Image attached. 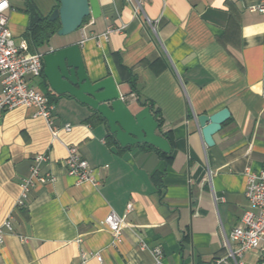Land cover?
Wrapping results in <instances>:
<instances>
[{"label": "crops", "instance_id": "crops-1", "mask_svg": "<svg viewBox=\"0 0 264 264\" xmlns=\"http://www.w3.org/2000/svg\"><path fill=\"white\" fill-rule=\"evenodd\" d=\"M99 1V18L34 49L31 13L49 16L60 2L11 0L14 39L29 52L79 43L93 81L112 74L131 109L151 101L161 110L173 158L119 146L95 110L68 95L51 91L57 139L35 107L0 111V225L12 221L0 264H79L82 254L102 257L85 264H156L155 247L162 264H264L257 251L235 259L225 245L236 247L231 232L249 207L247 174L264 169V13L253 9L264 0H142L139 13L135 0ZM226 107L208 146L196 117ZM70 146L94 181L68 173ZM39 153V174L56 179L35 181L18 205ZM112 211L124 218L121 242L102 224Z\"/></svg>", "mask_w": 264, "mask_h": 264}, {"label": "built area", "instance_id": "built-area-1", "mask_svg": "<svg viewBox=\"0 0 264 264\" xmlns=\"http://www.w3.org/2000/svg\"><path fill=\"white\" fill-rule=\"evenodd\" d=\"M133 0H127L132 2ZM138 5L136 13L140 12L142 0H135ZM13 9L11 0H0V78L2 89L0 91V111L13 109L18 106H32L37 109L36 115L42 116L51 130L52 138H58L59 130L54 126L53 109L54 103L50 97L38 90L31 81L42 78L44 75L43 57L47 52H29V45L22 41L17 43L10 27L9 12ZM254 10L264 13V4L253 7ZM120 29H108V33ZM71 125L67 124L64 129L70 131ZM68 156L63 160L64 166L70 175L77 177L78 181L95 180V169L83 158L76 146H70ZM44 153L36 155L35 164L31 168L29 179H23L20 183L21 195L17 204L22 205L24 199L30 194L35 181L42 183L55 181L52 174L40 175L39 163L46 160ZM248 182L245 196L249 207L243 212L240 223L232 230L231 240L236 244L232 248L227 240L225 245L230 248V255L242 257L246 251L254 250L264 262V169L258 172L250 171L247 174ZM131 208V204L128 205ZM124 218L116 212H110L102 224L113 234L114 242L122 241V226ZM5 229L12 230V221L7 218L0 225V244L5 240ZM155 263L162 264L163 252L160 248L152 249ZM89 257H96L99 261L102 257L98 254H82L79 264H85ZM237 264H241L237 262Z\"/></svg>", "mask_w": 264, "mask_h": 264}, {"label": "water", "instance_id": "water-1", "mask_svg": "<svg viewBox=\"0 0 264 264\" xmlns=\"http://www.w3.org/2000/svg\"><path fill=\"white\" fill-rule=\"evenodd\" d=\"M49 19L59 20L56 34L64 36L80 28L86 18H99L102 9L99 0H59ZM44 76L49 88L58 95L69 94L90 106L106 119L109 132L122 147L141 143L151 144L165 153L171 152L169 141L157 133L158 122L150 107L135 111L125 101L112 74L93 81L87 71L79 43L47 52L44 57ZM229 108L214 114H199L196 119L204 142L215 143L214 135L229 119Z\"/></svg>", "mask_w": 264, "mask_h": 264}, {"label": "trees", "instance_id": "trees-1", "mask_svg": "<svg viewBox=\"0 0 264 264\" xmlns=\"http://www.w3.org/2000/svg\"><path fill=\"white\" fill-rule=\"evenodd\" d=\"M50 16V15H49ZM49 16H40L37 13L33 12L31 13V22L28 28V37L30 39L31 45L34 49L40 48L42 45L49 43L51 37L55 35L60 27V22L59 20H54L51 21L49 19ZM89 18H86L85 21H87ZM84 21V22H85ZM43 82L47 88V95L50 97V100L53 102V95L52 90L49 88V85L47 83V79L45 76H42ZM68 95L70 97H73L69 94H64ZM74 98V97H73ZM142 106L146 107L149 106L152 114L154 115L156 121L158 122V131H160L161 135H163L170 143L171 147L173 146V134L172 131H162L163 125H164V118L162 116L161 110L159 108L155 107V104L151 101H144L141 103ZM95 115L98 118V120L103 121L107 123L106 119L103 118L97 111H95ZM110 136L114 143L118 144L119 146L120 143L116 139L115 135L110 133ZM133 148V147H139L142 150H153L156 151L160 156L164 157L167 161H171L173 158L172 152L170 153H165L159 148L147 144V143H141L137 144L135 146H126L124 148Z\"/></svg>", "mask_w": 264, "mask_h": 264}, {"label": "rangeland", "instance_id": "rangeland-1", "mask_svg": "<svg viewBox=\"0 0 264 264\" xmlns=\"http://www.w3.org/2000/svg\"><path fill=\"white\" fill-rule=\"evenodd\" d=\"M66 36H68V35H64V36H60L61 38H65V39H67V37ZM47 45H48V43L47 44H44V45H42L41 46V48H47ZM45 48V49H46ZM35 82H34V84H35V86L37 87V89H39L41 92H46L47 91V89H46V86L42 83V78H35V80H34Z\"/></svg>", "mask_w": 264, "mask_h": 264}]
</instances>
